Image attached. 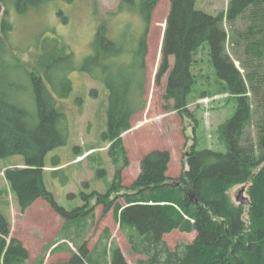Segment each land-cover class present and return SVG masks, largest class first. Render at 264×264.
<instances>
[{
	"label": "trees",
	"instance_id": "16d2710c",
	"mask_svg": "<svg viewBox=\"0 0 264 264\" xmlns=\"http://www.w3.org/2000/svg\"><path fill=\"white\" fill-rule=\"evenodd\" d=\"M46 1L0 0V159L22 156L25 161L22 168L6 170L5 179L20 214L43 199L65 221L60 238L67 239L77 252L66 243L62 247L52 244L54 250L71 253L69 260L58 264H128L114 243L96 254L89 250L87 236L92 226L88 218L92 219L93 208L68 212L45 189L44 159L66 146L67 119L57 108L59 96L49 92L43 79L33 73L29 76L35 113L23 107L18 102L19 88L2 60V54H10L9 5L25 14ZM158 1L119 0V9L137 7L141 11L145 31L137 51L134 54L133 48L110 41L103 24L97 31L93 57L80 67L93 78L95 69L107 74L103 83L109 90V106L103 138L117 148L110 149L115 164L120 158L127 161L122 136L131 129L133 116L146 106L144 35ZM196 2L170 0L155 83L160 86L166 77L163 100L171 104V111L188 112V97L196 82L194 68L206 51L218 80L236 101L235 114L221 127L226 153L198 151L193 146L187 155V170L173 182L167 176L169 152L154 150L142 159L140 174L131 187H122L117 170L108 192L93 196L103 206V217L113 210L130 253L145 257L139 264H264V0H229L226 11L216 16L195 9ZM130 54L136 59L132 65L114 61ZM64 57L71 55H60L57 60ZM239 185H248L247 207L228 197L229 189ZM119 198L124 199V206L117 204ZM74 228L79 233L70 238L68 231ZM173 231L195 233V238L171 250L164 238ZM103 236L101 240H110L108 231ZM43 260L44 255L29 262L28 250L11 236L10 222L0 213V264H43Z\"/></svg>",
	"mask_w": 264,
	"mask_h": 264
},
{
	"label": "rangeland",
	"instance_id": "374dc122",
	"mask_svg": "<svg viewBox=\"0 0 264 264\" xmlns=\"http://www.w3.org/2000/svg\"><path fill=\"white\" fill-rule=\"evenodd\" d=\"M228 1L197 0L195 9L216 16L226 11ZM119 3V0H47L25 14L9 5L6 20L12 25L7 41L10 54H2V60L8 66L10 79L19 88L18 102L23 107L35 113L29 76L33 73L43 79L49 92L59 96L57 108L67 119L66 146L53 150L44 159L45 189L68 212L84 206L88 210L93 208L92 219L88 218L92 227L87 237L88 248L94 254L105 247L109 249L114 243L120 247L128 264H139L145 257L130 253L113 210L103 217V206L96 203L93 195L108 192L117 170H120L122 187H131L140 174L142 159L154 150L169 152L167 175L173 182L187 170V155L193 146L198 151L226 153L221 127L235 114L236 101L218 80L205 51L194 68L196 82L188 97V112L169 109L171 104L163 100L166 77L160 86L155 83L170 9V0H159L144 35L146 106L133 116L131 129L122 136L127 161L120 158L115 164L110 149L117 148L103 138L109 106V90L103 83L107 74L95 69L93 78L80 67L93 57L97 31L103 24L110 41L128 50L133 48L134 54L137 51L145 31L141 11L137 7L119 9ZM4 12L5 9L2 14ZM64 54L71 58L57 60ZM114 61L132 65L136 59L130 54L119 55ZM107 64L110 66L109 62ZM236 65L239 67L238 63ZM24 163L22 156L0 159V213L10 222L12 235L27 247L29 262H36L43 255V264L65 262L71 253L63 248L54 250L52 244L62 247L66 243L73 252L77 251L67 239L60 238L65 221L47 201L38 199L24 214L19 213L16 197L4 174L8 169L22 168ZM247 189L248 185L234 186L227 194L234 204L247 207L250 205ZM115 196L113 194L111 199ZM244 200L248 204H244ZM117 204L124 206V199L119 198ZM105 231L110 234L109 241L101 240ZM68 232L71 238L79 229ZM194 237V233L173 231L164 239L169 248L175 250L178 245L190 244Z\"/></svg>",
	"mask_w": 264,
	"mask_h": 264
},
{
	"label": "crops",
	"instance_id": "0c3cea01",
	"mask_svg": "<svg viewBox=\"0 0 264 264\" xmlns=\"http://www.w3.org/2000/svg\"><path fill=\"white\" fill-rule=\"evenodd\" d=\"M168 176V175H167ZM195 234V233H194ZM11 236L13 237V238H16V239H18V240H20V238H18V237H14L13 235H12V233H11ZM166 237V236H165ZM195 238V237H194ZM21 241V240H20ZM24 247L27 249V247L24 245ZM28 250V249H27Z\"/></svg>",
	"mask_w": 264,
	"mask_h": 264
},
{
	"label": "water",
	"instance_id": "95a60500",
	"mask_svg": "<svg viewBox=\"0 0 264 264\" xmlns=\"http://www.w3.org/2000/svg\"><path fill=\"white\" fill-rule=\"evenodd\" d=\"M243 202H244V204H248V202H247V201H245V200H244Z\"/></svg>",
	"mask_w": 264,
	"mask_h": 264
},
{
	"label": "bare ground",
	"instance_id": "6f19581e",
	"mask_svg": "<svg viewBox=\"0 0 264 264\" xmlns=\"http://www.w3.org/2000/svg\"><path fill=\"white\" fill-rule=\"evenodd\" d=\"M165 28V27H164ZM164 34V33H163Z\"/></svg>",
	"mask_w": 264,
	"mask_h": 264
}]
</instances>
